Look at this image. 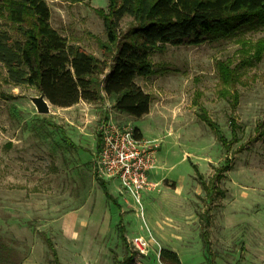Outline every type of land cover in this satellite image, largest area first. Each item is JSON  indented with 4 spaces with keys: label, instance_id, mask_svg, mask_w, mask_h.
Instances as JSON below:
<instances>
[{
    "label": "rangeland",
    "instance_id": "1",
    "mask_svg": "<svg viewBox=\"0 0 264 264\" xmlns=\"http://www.w3.org/2000/svg\"><path fill=\"white\" fill-rule=\"evenodd\" d=\"M46 2L51 25L68 43L103 57L98 39L107 37L97 9L107 10L108 0ZM262 35L264 28L244 36ZM238 47L234 38L152 51L156 72L135 77L152 95L150 111L138 118L110 99L51 104L50 113H38L31 96L39 90L8 82L0 63V264H54L43 234L63 264H120L131 254L129 264H164L162 248L175 250L181 264H209L199 232L207 209L214 264H264V137L256 131L264 120V55L236 84V108L218 95L215 60L238 62ZM200 107L227 138L236 119L239 139L230 150L200 118ZM110 116L156 144L157 166L149 172L156 185L142 195V215L131 196L109 200L94 169L99 128ZM227 155L230 167L212 184ZM106 182L114 190L115 181ZM136 236L148 240L143 254L133 249Z\"/></svg>",
    "mask_w": 264,
    "mask_h": 264
},
{
    "label": "trees",
    "instance_id": "2",
    "mask_svg": "<svg viewBox=\"0 0 264 264\" xmlns=\"http://www.w3.org/2000/svg\"><path fill=\"white\" fill-rule=\"evenodd\" d=\"M97 12L103 18L107 37L98 39L103 57L68 43L67 37L51 25L46 0H0V63L6 69L7 81L36 88L58 107L72 106L81 100L95 103L110 99L118 111L138 118L150 111L152 95L135 77L156 72L150 57L155 49H162L167 43L198 45L236 38L238 62L230 57L215 60L218 95L227 99L232 108L238 105L240 92L236 84L244 69L261 61L264 55L263 35L256 41L244 36L264 28V0H108L107 10L98 8ZM124 17L130 21L123 29L120 22ZM200 109V118L216 133L222 146L230 150L239 139L236 119L231 117L232 135L227 138L206 109ZM256 131L264 137V120ZM97 137L98 149L100 131ZM192 165L202 186L208 189L197 164ZM230 165L227 155L225 163L216 168L212 184ZM99 179L106 197L117 203L106 180ZM210 216L209 209L201 213L199 232L206 260L214 264L216 253L208 232ZM43 238L54 264H63L53 240L46 234ZM122 238L126 241L125 236ZM132 257H125L120 264H129ZM159 257L164 264H181L173 249L162 248Z\"/></svg>",
    "mask_w": 264,
    "mask_h": 264
},
{
    "label": "built area",
    "instance_id": "3",
    "mask_svg": "<svg viewBox=\"0 0 264 264\" xmlns=\"http://www.w3.org/2000/svg\"><path fill=\"white\" fill-rule=\"evenodd\" d=\"M101 144L94 159V169L101 179L117 180L118 190L134 199L143 214L142 195L156 184L149 172L156 166L154 145L138 134L130 122H118L111 116L101 122ZM147 239H131L133 249L139 254L147 251Z\"/></svg>",
    "mask_w": 264,
    "mask_h": 264
},
{
    "label": "water",
    "instance_id": "4",
    "mask_svg": "<svg viewBox=\"0 0 264 264\" xmlns=\"http://www.w3.org/2000/svg\"><path fill=\"white\" fill-rule=\"evenodd\" d=\"M31 101L38 113H50V105L52 104L43 93L31 96Z\"/></svg>",
    "mask_w": 264,
    "mask_h": 264
},
{
    "label": "crops",
    "instance_id": "5",
    "mask_svg": "<svg viewBox=\"0 0 264 264\" xmlns=\"http://www.w3.org/2000/svg\"><path fill=\"white\" fill-rule=\"evenodd\" d=\"M152 178V177H151ZM113 181H115V184H114V187H113V189L114 190H111L110 188H109V186H108V189H109V191H110V193H113V195L116 197V195H121V196H123V197H127L128 196V198L130 197L128 194L127 195H123V194H121L120 192H119V190H118V182H117V180H113ZM109 182V181H108ZM68 230L70 231L71 230V223H70V221H68Z\"/></svg>",
    "mask_w": 264,
    "mask_h": 264
}]
</instances>
